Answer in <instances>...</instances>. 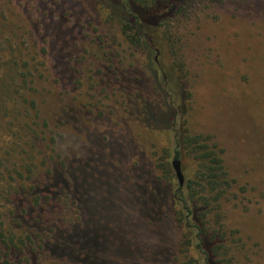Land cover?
<instances>
[{
	"label": "rangeland",
	"instance_id": "rangeland-1",
	"mask_svg": "<svg viewBox=\"0 0 264 264\" xmlns=\"http://www.w3.org/2000/svg\"><path fill=\"white\" fill-rule=\"evenodd\" d=\"M169 24L162 59L95 0H0V235L26 242L0 264H178L175 132L146 105L223 150L234 264H264V0H197Z\"/></svg>",
	"mask_w": 264,
	"mask_h": 264
},
{
	"label": "trees",
	"instance_id": "trees-1",
	"mask_svg": "<svg viewBox=\"0 0 264 264\" xmlns=\"http://www.w3.org/2000/svg\"><path fill=\"white\" fill-rule=\"evenodd\" d=\"M95 1L110 20L118 21L122 35L132 47L148 49L152 54L157 49L163 59L164 49L170 42V47L175 48L169 23L197 0ZM174 55L176 57L177 53ZM174 61L175 66L172 67L180 73L184 65L179 59L175 58ZM165 69L167 76H170L171 72L167 67ZM163 110L161 112L153 105H146L149 128L166 124L168 129L175 132L174 160H183L182 151L185 150L187 157L196 163L195 174L188 181L185 191L174 183L167 157L159 159V163H165L167 174L171 175L167 189L179 230L178 264H234L236 256L231 239L238 232L230 231L225 225L223 205L229 200L232 184L225 167L223 150L210 136L179 129L184 119L182 109L166 105ZM161 117L163 120H160ZM39 197L36 199L39 200ZM26 239L29 240V237ZM9 242L11 245L4 235H0V258L6 256L10 259L15 255L13 248L20 251L26 243L25 240L19 241L21 244L14 243L12 239Z\"/></svg>",
	"mask_w": 264,
	"mask_h": 264
},
{
	"label": "water",
	"instance_id": "water-1",
	"mask_svg": "<svg viewBox=\"0 0 264 264\" xmlns=\"http://www.w3.org/2000/svg\"><path fill=\"white\" fill-rule=\"evenodd\" d=\"M172 167L175 171L176 178L178 179L179 185L183 186L184 184V176L182 172L181 162L179 160H174L172 162Z\"/></svg>",
	"mask_w": 264,
	"mask_h": 264
}]
</instances>
